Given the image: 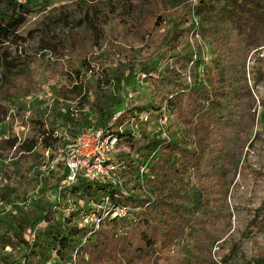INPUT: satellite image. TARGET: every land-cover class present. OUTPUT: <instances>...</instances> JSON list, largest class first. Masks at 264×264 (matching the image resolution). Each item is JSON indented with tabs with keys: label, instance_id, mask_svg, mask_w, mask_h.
I'll use <instances>...</instances> for the list:
<instances>
[{
	"label": "trees",
	"instance_id": "obj_1",
	"mask_svg": "<svg viewBox=\"0 0 264 264\" xmlns=\"http://www.w3.org/2000/svg\"><path fill=\"white\" fill-rule=\"evenodd\" d=\"M244 1L232 0L219 15L199 19L181 1L148 0V7L140 0L78 3L82 14L76 28L48 43L54 61L46 68L44 101L21 108L27 115L21 119L24 131L3 136L0 127V207L7 209H0V264L16 263L6 247L20 248L25 264H48L53 258L58 262L49 264H199L185 246L215 240L222 230L227 184L217 171L232 164L243 135L235 117L242 113L249 49L232 16L243 19L238 7ZM12 8L29 9L9 2L0 10L2 41L17 37L14 26L22 21L7 13ZM197 35L213 45V66L204 63L195 46ZM156 55L168 61L164 68L156 67ZM37 63H28L1 83L2 120L13 98L40 90L43 68ZM135 78L146 83L150 99L128 100L127 86ZM67 102L84 104L95 123L79 126ZM150 115L159 117L157 130L135 135L132 124ZM160 119L167 137H162ZM109 124L129 148L118 154L122 188L80 179L61 190V202L52 201L49 195L57 192L65 175L60 170L41 175L45 150H55L66 135L83 128ZM143 165L146 171L141 173ZM41 186L48 190L46 207L35 198ZM103 195L128 207V214L102 217L96 227L72 222L76 211L71 213L69 197L98 202ZM256 220L264 225V204ZM247 264H264V248Z\"/></svg>",
	"mask_w": 264,
	"mask_h": 264
},
{
	"label": "rangeland",
	"instance_id": "obj_2",
	"mask_svg": "<svg viewBox=\"0 0 264 264\" xmlns=\"http://www.w3.org/2000/svg\"><path fill=\"white\" fill-rule=\"evenodd\" d=\"M82 1L84 0H0V10L5 9L9 2L29 8L24 12L13 8L7 10L9 14L18 15L22 21L14 26L17 37L9 41L0 40V85L7 81L6 77L10 73L24 69L30 62H38L41 70L43 68L39 75L40 90L24 98H13L7 104V114L3 120L0 113L3 136L19 130L24 131L21 119L25 120L27 115L21 113V108L40 106L44 101L43 97L48 90L45 72L54 61L53 53L47 48L48 43L76 28L77 16L82 14L78 3ZM171 1L189 4L195 19L219 15L224 12L223 7L232 3V0ZM244 2L245 5L238 7L243 19L237 15L232 16L237 21L236 28L243 34L249 49L245 63V81L240 93L243 99L242 113L235 117L237 128L243 135L238 137L239 144L234 149L232 164L217 171L218 176L227 184V194L222 202V230L215 240L209 239L197 247L185 246L190 254L198 257L199 264H247L252 254L264 248V225L256 220L264 204V0H257L256 3L251 0ZM139 4L142 7L149 5L148 0H140ZM196 38L194 44L202 53L204 63L213 66L217 58L213 45L200 35ZM153 62L157 68H164L168 61L156 55ZM127 90L128 100L137 102L142 98L150 99L146 83L139 78L131 80ZM65 104L75 120H78L79 126L95 123L93 116L86 115L84 104ZM158 125L159 117L150 115L132 124V129L135 135L140 136L154 133ZM128 149L126 143L120 142V152H128ZM8 160H4L3 164ZM252 169L256 173L251 172ZM35 198L46 207L49 203L47 188L39 187L35 191ZM95 203L96 201L87 198L69 197L71 213L76 211L72 222L84 225L77 213L95 208ZM0 209L7 211L2 206ZM5 251L12 260H16L15 264H20V248L6 247ZM57 262L58 259L53 258L48 264Z\"/></svg>",
	"mask_w": 264,
	"mask_h": 264
},
{
	"label": "built area",
	"instance_id": "obj_3",
	"mask_svg": "<svg viewBox=\"0 0 264 264\" xmlns=\"http://www.w3.org/2000/svg\"><path fill=\"white\" fill-rule=\"evenodd\" d=\"M120 114L121 111L117 112L112 119ZM163 123L164 121L160 119L162 137H167ZM109 127L111 124L104 128L94 126L83 128L74 136L66 135V142L55 150H45L38 167L41 175L48 177L57 170L65 175L57 192L49 195L52 201L61 202L63 199L61 190L77 183L80 179L112 182L122 188L119 176L121 162L118 160L120 141L117 134ZM145 171L146 166L143 165L140 172ZM24 203H29V200ZM94 206L95 208L90 212L86 210L79 212L82 223H90L96 227L102 217H123L129 212L128 207L114 203L109 195L101 196ZM38 225L39 223L28 235L29 242L35 239ZM19 263L25 264V261L21 259Z\"/></svg>",
	"mask_w": 264,
	"mask_h": 264
}]
</instances>
